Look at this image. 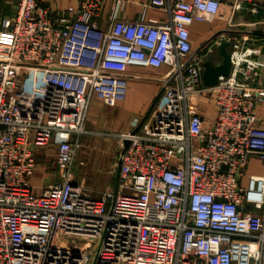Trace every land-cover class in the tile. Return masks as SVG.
Segmentation results:
<instances>
[{"label":"built area","instance_id":"1","mask_svg":"<svg viewBox=\"0 0 264 264\" xmlns=\"http://www.w3.org/2000/svg\"><path fill=\"white\" fill-rule=\"evenodd\" d=\"M76 1L57 13L19 0L0 24V264H264V172L243 181L252 156L264 168L261 48L233 40L230 73L207 85L227 37L197 52L192 25L224 17L222 0H150L164 21L112 16L108 29L94 22L106 0ZM131 64L169 69L121 134L115 189L93 197L74 180L92 96L124 100ZM52 144L61 181L37 191L36 150Z\"/></svg>","mask_w":264,"mask_h":264},{"label":"crops","instance_id":"2","mask_svg":"<svg viewBox=\"0 0 264 264\" xmlns=\"http://www.w3.org/2000/svg\"><path fill=\"white\" fill-rule=\"evenodd\" d=\"M236 1L238 0H222L221 10L224 17H219L213 22H195L192 25L194 45L203 44L217 33H224L227 39L231 41L236 40L241 35H248L250 37L249 44L261 48V54L257 56L264 57V22L251 25L260 19L264 20V0H245V7L241 10H235ZM42 2L57 13L63 12L69 5H77L76 0H42ZM18 3L19 0H0V24L5 17H13L16 14ZM254 3H258L260 6L259 13L255 14L251 11ZM112 16L131 20L144 16L146 19L164 21L167 13L162 8L151 5L150 0H106L101 14L94 18V22L99 27L108 29L112 24ZM168 69L167 65L160 67L129 65L127 97L111 106L93 95L86 120V132L81 136V139L86 134H96L117 141L105 145L106 147L102 151L107 156L115 154L114 157L118 165V154H120L126 141L121 137V134L128 133L135 128L134 119L136 117L144 118L148 115L161 92V79ZM258 116L259 123L264 125V102L260 105ZM54 137L57 140L58 134L55 133ZM263 172L262 160L257 156H252L243 176L244 183L247 182L251 174L261 175ZM117 173L118 170L114 181L111 182V184L113 183L112 187L109 189H115ZM38 181L40 182L39 178H34L37 191H41L43 186Z\"/></svg>","mask_w":264,"mask_h":264},{"label":"rangeland","instance_id":"3","mask_svg":"<svg viewBox=\"0 0 264 264\" xmlns=\"http://www.w3.org/2000/svg\"><path fill=\"white\" fill-rule=\"evenodd\" d=\"M216 63L221 58L216 48L211 52ZM213 116L212 113L209 114ZM115 140L107 139L96 134H86L81 139V146L78 151V160L74 167V180L81 184L85 191L93 197H100L107 188L112 187L115 174L118 170L115 154L107 156L102 149ZM119 142V141H118ZM106 145V146H105ZM38 169L34 178H39L42 186L61 181V170L56 165V147L52 144L49 148H38L37 150ZM119 155V154H118ZM82 161L84 163H82Z\"/></svg>","mask_w":264,"mask_h":264},{"label":"water","instance_id":"4","mask_svg":"<svg viewBox=\"0 0 264 264\" xmlns=\"http://www.w3.org/2000/svg\"><path fill=\"white\" fill-rule=\"evenodd\" d=\"M234 42L228 39H224L220 44L215 46L217 54L221 60L216 63L212 56L204 61L203 81L207 85H214L218 82L220 76H226L231 71L232 66V52ZM214 48V49H215ZM201 49V46L197 48V52ZM129 144V140L125 141V145Z\"/></svg>","mask_w":264,"mask_h":264}]
</instances>
